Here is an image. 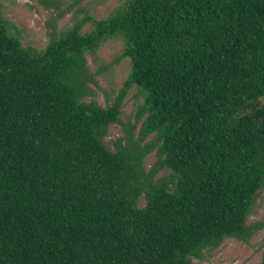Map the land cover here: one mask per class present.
Returning a JSON list of instances; mask_svg holds the SVG:
<instances>
[{"label": "trees", "instance_id": "obj_1", "mask_svg": "<svg viewBox=\"0 0 264 264\" xmlns=\"http://www.w3.org/2000/svg\"><path fill=\"white\" fill-rule=\"evenodd\" d=\"M42 3L39 48L0 2V264H194L264 227V0H122L63 28L70 8ZM116 37L131 70L104 106L87 56Z\"/></svg>", "mask_w": 264, "mask_h": 264}, {"label": "rangeland", "instance_id": "obj_2", "mask_svg": "<svg viewBox=\"0 0 264 264\" xmlns=\"http://www.w3.org/2000/svg\"><path fill=\"white\" fill-rule=\"evenodd\" d=\"M0 2L12 32L25 45L31 44L39 48L46 46L49 41L47 21L51 18L52 11L42 3V0H0ZM63 2L62 7H69L70 11L58 21L59 28H63L76 18H81L84 13L91 14L98 19L107 17L122 3V0H63ZM91 27V24H86L84 31H89ZM124 44L123 38L116 37L106 42L96 56L90 54L87 56L91 70L101 71L97 76L99 87L96 89V94L90 99L97 100L104 106L113 101L131 70L129 58L116 62V57L122 52ZM142 99V97H137L135 87L129 90L124 99L120 121L109 127L105 138L106 143L111 147L114 146L117 138L125 134L126 125L135 121L137 107ZM156 160L157 155L154 150L145 158L146 169L149 170ZM144 202V197H142L141 203ZM248 222H264V189L259 193ZM263 255L264 227L254 233L248 241L237 238L224 239L220 246L205 250L202 258H193V263L260 264Z\"/></svg>", "mask_w": 264, "mask_h": 264}]
</instances>
